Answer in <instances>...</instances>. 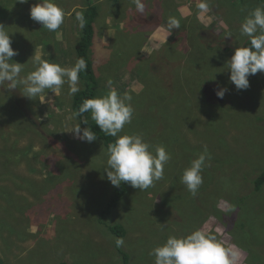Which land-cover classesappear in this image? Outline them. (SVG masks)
Returning <instances> with one entry per match:
<instances>
[{
  "label": "rangeland",
  "instance_id": "rangeland-1",
  "mask_svg": "<svg viewBox=\"0 0 264 264\" xmlns=\"http://www.w3.org/2000/svg\"><path fill=\"white\" fill-rule=\"evenodd\" d=\"M37 2L0 0V24L9 28L18 53L11 60L26 64L21 75L34 70L36 57L70 67L80 34L76 14L94 5L92 48L104 49L99 59L89 50L98 67L95 97L106 95V87L130 94L133 119L120 135L142 134L172 158L154 186L144 191L131 186L107 211L116 188L104 170L107 146L71 133L77 124L86 127L72 115L69 85L59 95L46 90L43 103L25 100L32 109L28 121L38 126L36 135L32 128L23 132L21 122L27 120L0 86V117L5 115L0 150L15 144L19 151H31V163H18L12 173L41 188L35 196V189L0 180L18 205L8 207L0 196V264H154L152 249L170 235L183 237L197 229L225 247L235 245L238 264H264V184L254 190L255 177L264 172V74L249 76V88L237 90L225 67L248 41L239 35L241 23L264 0H209L210 10L203 15L200 0H142L143 14L133 0H55L66 13L55 32L30 18ZM172 15L180 20L179 29H168L165 20ZM13 25L22 43L15 40ZM116 77L109 86L107 81ZM220 88L228 89L221 106L214 98ZM88 118L95 124L90 113ZM204 146L210 166L193 197L180 178ZM61 165L63 177L54 183ZM211 209L228 217L219 220ZM113 226L125 231L119 247Z\"/></svg>",
  "mask_w": 264,
  "mask_h": 264
},
{
  "label": "clouds",
  "instance_id": "clouds-1",
  "mask_svg": "<svg viewBox=\"0 0 264 264\" xmlns=\"http://www.w3.org/2000/svg\"><path fill=\"white\" fill-rule=\"evenodd\" d=\"M133 3L137 12L143 14L145 5L142 0H133ZM197 8L201 15L207 13L210 10L209 0H200ZM65 16L64 9L55 0H38L30 8V18L52 32L60 28ZM76 19L83 28V13L78 12ZM180 26L178 18L169 17V30L179 29ZM8 29L0 24V86L10 92L20 88L23 97L38 99L41 103L42 94L46 90L59 95L65 84L69 85V95L80 91L79 77L87 69L85 59L79 58L74 65L62 67L36 57L33 61L34 70L21 75L26 64L12 62L11 58L18 53L11 47ZM239 35L248 38L247 46L237 47L225 67L230 71V81L235 88L246 90L250 86L249 76L258 72L264 74V6L256 7L244 18ZM227 37H232V34L229 32ZM107 83L112 85L111 80ZM227 91V88H220L215 94L222 99ZM131 100L130 94L121 95L115 87H110L106 95L84 100L73 115L77 118L90 113L101 132L115 138L107 146L108 158L104 167L110 183L116 187L129 183L133 188L144 191L164 177L165 166L172 157L163 145L153 146L145 141L142 134L120 135L125 125L131 124L133 119ZM83 123L88 124L86 120ZM71 133L75 138L88 143L97 140V134L91 127L81 129L77 124ZM210 160L211 155L207 146H204L203 151L183 171L181 183L193 197L204 182L202 173L210 166ZM116 245H123V239L117 238ZM235 247H225L214 235L197 229L183 237L170 235L162 245L152 249L149 255L154 256V264H238L239 253L233 250Z\"/></svg>",
  "mask_w": 264,
  "mask_h": 264
},
{
  "label": "trees",
  "instance_id": "trees-1",
  "mask_svg": "<svg viewBox=\"0 0 264 264\" xmlns=\"http://www.w3.org/2000/svg\"><path fill=\"white\" fill-rule=\"evenodd\" d=\"M112 1L117 2L118 0H112ZM127 1H130V0H127ZM82 13L85 18V24L83 28L80 27V34L78 38L76 39L77 41L75 40L76 43H75L74 51H73L75 56L73 58L74 61L72 62L71 66L74 65L75 62L79 58H83L87 62V69L86 71L82 72L79 77L80 91L76 93L75 95H72V103H71L72 115L78 110L79 106L82 104L84 100L94 98L96 94L97 78H96L95 71L98 67L95 66L92 59L90 58L89 50L92 49L94 51L95 58L97 59L103 56L102 54L104 50L103 46H100V45H99V49L92 48V41L94 39L93 23L95 21V18L98 15L97 7L89 4L86 10L82 11ZM165 22H168V20H165ZM246 44L247 42L245 43L244 46H247ZM111 48H112V43H111ZM72 49H73V46H72ZM3 90L5 91L6 95L11 97L10 99L13 101V103L16 102L19 104V107H16V108L18 109V112L20 113V117L24 120H27V121L21 122V128L23 132L25 133L24 129L28 128V130L30 131L31 130L30 128H32L33 130L31 131H33L34 135H36L37 134L36 127L38 126L35 125V123H33V120L28 121V114H30L28 113V111L30 112L32 109H29L31 108V106H29L28 103L25 101L27 98L22 96L23 93L21 89L18 88L14 92H10L3 87ZM23 106H24L25 111L20 110L21 107ZM13 110L14 108L11 110L12 114H13ZM88 116H89V113H84L83 116L77 117V118L74 117L73 115L74 119L78 123H80L84 127H91L92 130L97 134V139L102 141L104 145L108 146L110 143H113L115 139L110 136H106L103 132H101L98 126H96L95 124L91 123L88 120L89 119ZM3 117H5V115H1L0 125H2V123L5 120ZM85 120L88 122V124L83 123V121ZM17 130L18 132L20 131L18 126H17ZM30 152H27V151L24 152V151L17 150L15 147V144L3 147L0 150V160H1L0 166L2 167L4 172L2 175H0V180L11 181L16 187L26 189L27 191H31L35 189L33 193L36 196L37 193L41 192V188L37 187L36 184L30 181L29 179L25 178V180L20 181L19 177H14V174L12 173V168L17 166L18 163L26 162L27 165L31 163L33 158L30 157L29 155ZM62 167L63 165H61V167L59 168L60 170L58 169L59 171H57V174L59 175L58 176L55 175L54 183H57V179H59V177H63L61 176L63 173L61 169L65 167L63 168ZM50 174H53V173L50 172ZM255 178L256 179L254 181V185H255L254 190L258 191L261 188V186L264 184V172H261L259 176ZM130 187L131 185L129 183H122L119 187L115 188L112 198L107 203V206H106L107 211L117 205L119 200L127 193ZM36 188H39L40 190ZM10 194L11 192L10 191L8 192L6 188L0 187V196L1 198L4 197V199H7L6 203L8 207H12V208L17 207L18 205H17L16 198L14 196L12 197ZM211 210H213L212 215L218 218L219 220L222 219V221H224L225 218L228 217L224 215L223 212L219 211L218 209H211ZM231 222H233L232 219H231ZM110 232L113 235H115L117 238H123L125 236V231L120 226L110 227ZM61 264H66V263H61Z\"/></svg>",
  "mask_w": 264,
  "mask_h": 264
},
{
  "label": "flooded vegetation",
  "instance_id": "flooded-vegetation-1",
  "mask_svg": "<svg viewBox=\"0 0 264 264\" xmlns=\"http://www.w3.org/2000/svg\"><path fill=\"white\" fill-rule=\"evenodd\" d=\"M97 78V77H96ZM118 78L116 77V79H114V80H112V79H109V80H111L112 81V84L114 83V81L115 80H117ZM97 81V87H96V92L98 91V84H99V80L97 79L96 80ZM108 82V81H107ZM106 91H109V89L106 87V89H105ZM208 98H210V100H211V98L212 97H208ZM214 98H216V103L219 105V106H221V104L223 103V98L222 99H220V98H218V97H216V96H214ZM210 100L208 99V102L210 103ZM215 108H216V106H214ZM33 123H35V121H33Z\"/></svg>",
  "mask_w": 264,
  "mask_h": 264
},
{
  "label": "crops",
  "instance_id": "crops-1",
  "mask_svg": "<svg viewBox=\"0 0 264 264\" xmlns=\"http://www.w3.org/2000/svg\"><path fill=\"white\" fill-rule=\"evenodd\" d=\"M17 25H13L10 29H13L14 31H15V34H13L14 35V37H15V40L19 43V42H21L20 41V36H21V32L17 29V27H16ZM22 43V42H21Z\"/></svg>",
  "mask_w": 264,
  "mask_h": 264
}]
</instances>
